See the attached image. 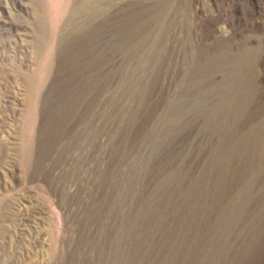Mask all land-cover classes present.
<instances>
[{"label": "rangeland", "instance_id": "obj_1", "mask_svg": "<svg viewBox=\"0 0 264 264\" xmlns=\"http://www.w3.org/2000/svg\"><path fill=\"white\" fill-rule=\"evenodd\" d=\"M0 264H264V0H0Z\"/></svg>", "mask_w": 264, "mask_h": 264}]
</instances>
